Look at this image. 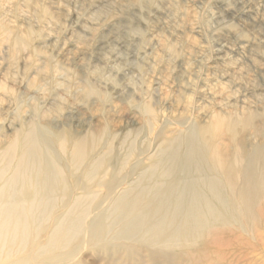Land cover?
I'll list each match as a JSON object with an SVG mask.
<instances>
[{
	"label": "bare ground",
	"instance_id": "bare-ground-1",
	"mask_svg": "<svg viewBox=\"0 0 264 264\" xmlns=\"http://www.w3.org/2000/svg\"><path fill=\"white\" fill-rule=\"evenodd\" d=\"M222 105L82 132L34 106L0 142V264H264V111Z\"/></svg>",
	"mask_w": 264,
	"mask_h": 264
},
{
	"label": "rangeland",
	"instance_id": "rangeland-1",
	"mask_svg": "<svg viewBox=\"0 0 264 264\" xmlns=\"http://www.w3.org/2000/svg\"><path fill=\"white\" fill-rule=\"evenodd\" d=\"M1 24L0 142L34 106L81 132L135 126L144 102L159 123L264 111V0H0Z\"/></svg>",
	"mask_w": 264,
	"mask_h": 264
}]
</instances>
